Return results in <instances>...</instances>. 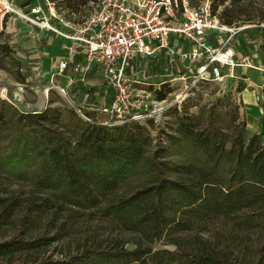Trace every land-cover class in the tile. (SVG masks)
Wrapping results in <instances>:
<instances>
[{
    "label": "trees",
    "instance_id": "16d2710c",
    "mask_svg": "<svg viewBox=\"0 0 264 264\" xmlns=\"http://www.w3.org/2000/svg\"><path fill=\"white\" fill-rule=\"evenodd\" d=\"M49 1L69 21L89 13V0ZM228 1L232 8L212 9L229 26L257 5L261 21L243 20L251 27L241 35L260 41L264 58V0L219 3ZM39 44L46 48L48 41ZM55 68L41 66L37 78L29 71L24 80L49 84L46 74ZM161 68L156 59L152 69L160 74ZM6 89L9 101L0 98V264H264V142L257 133L248 137L237 98L245 87L197 113L190 98L170 108L171 121L159 126H104L85 111L95 121L89 123L74 109L32 107ZM172 92L165 86L156 97ZM67 95L77 107H104L112 93L79 80ZM14 181L31 186L32 195L23 199ZM80 221L75 249L49 255L54 243L77 233ZM8 228L15 230L9 237Z\"/></svg>",
    "mask_w": 264,
    "mask_h": 264
},
{
    "label": "built area",
    "instance_id": "2783aa9c",
    "mask_svg": "<svg viewBox=\"0 0 264 264\" xmlns=\"http://www.w3.org/2000/svg\"><path fill=\"white\" fill-rule=\"evenodd\" d=\"M88 8V15L76 24L49 0L20 7L12 0H0V27L18 21L31 33L39 29L60 39L63 55L53 79L65 78L70 86L80 80L87 86L90 75L102 77L111 101L87 108L96 118L104 117L101 125L148 121L161 125L170 108L184 99L181 95L169 100L171 93L158 100L156 93L165 86L180 85V91L189 92L200 84H229V91L236 92L241 81H253L254 73L264 76L260 41L240 37L251 26L223 23L209 0L197 4L194 0H89ZM156 59L158 63L162 59L164 68L152 76ZM242 72H249L245 79ZM59 90L67 95L68 89ZM1 98L9 101L7 90H2ZM263 99L257 94L258 101ZM75 109L85 121L95 122Z\"/></svg>",
    "mask_w": 264,
    "mask_h": 264
},
{
    "label": "rangeland",
    "instance_id": "374dc122",
    "mask_svg": "<svg viewBox=\"0 0 264 264\" xmlns=\"http://www.w3.org/2000/svg\"><path fill=\"white\" fill-rule=\"evenodd\" d=\"M16 5L23 6L34 0H12ZM199 1L204 0H194V3L197 4ZM212 2V6L218 5V13H222L225 7L232 8L231 1L221 5L219 0H209ZM246 13L248 15L242 17V20H239L235 26H245L248 22H242L247 18H252V23H257L261 21L260 11L257 10V5L254 7L246 8ZM84 18V14H76L72 16V22L78 24ZM48 35V34H47ZM40 36L35 32L31 33L30 28L25 25L23 22H12L9 21L7 24L4 23L3 28L0 27V98L2 90H7L6 88L14 89V96L18 101H25L29 106L32 107H46L52 105L53 107H59L61 109H74L77 110L74 103L69 99L68 95H64L59 88L68 89L70 86L65 78L56 77L53 79L51 73H45L49 77V84L40 85L39 83L32 84L29 80L25 82V77L29 71L33 72V75L37 78V73L39 67L43 66L46 71L48 69H54L58 64L59 59L62 57L63 52L61 51V45H59L60 39L54 35H48L49 45L46 48H42L40 43ZM241 38L244 37L241 35ZM240 48V47H239ZM54 66V67H53ZM152 76L159 75L154 70H150ZM51 75V76H50ZM89 82L91 84L85 86L90 90L99 89L105 86L102 77L97 75L93 77L90 75ZM27 79V78H26ZM154 82H159V80L154 79ZM178 87L180 85H177ZM189 86V85H188ZM178 87H170L173 89L172 95L169 97V100H174L178 96H183V102L179 103L177 107H181L185 101L192 98L195 104H199L197 107H193L191 112L197 113L199 108L205 105H211L216 102L218 98H221L224 94L229 92L230 85H217V84H200L197 88L191 89L189 92L185 89L180 91ZM237 98L240 99L239 95ZM2 99V98H1ZM83 107H77L82 109L84 113L90 112L87 108L88 105L84 102ZM93 106V105H92ZM86 111V112H85ZM241 111L244 112V107ZM78 113V112H77ZM103 118V116H99ZM165 123L171 121L170 117H166L164 120ZM252 130V128H250ZM248 132V137H250ZM11 183V181H9ZM13 189L20 195L23 199H26L29 195H32L33 188L25 183H16L13 182ZM83 224L82 221L79 223V227L76 230V234L64 240L61 243H54L48 250L49 255L55 254L56 249L63 250L64 253H67L69 249H75L77 241L82 238ZM7 237L12 236L15 233L13 229H6ZM40 235V233L34 234V237ZM53 235V234H51ZM159 248L164 247L162 244L158 245ZM57 257L60 254H56Z\"/></svg>",
    "mask_w": 264,
    "mask_h": 264
},
{
    "label": "crops",
    "instance_id": "0c3cea01",
    "mask_svg": "<svg viewBox=\"0 0 264 264\" xmlns=\"http://www.w3.org/2000/svg\"><path fill=\"white\" fill-rule=\"evenodd\" d=\"M38 35L40 36V40L46 39L48 41L49 34L45 36L44 33L40 32ZM260 59L261 63L264 65V58L261 53ZM239 74L243 75L245 79L249 72H242ZM241 86L245 87V90L238 95L243 103L244 114L248 123V132L250 135L255 133L259 134L262 142H264V99L262 101L257 100V94L263 95L264 76L254 73L253 81L250 84L241 81ZM250 128H252V130Z\"/></svg>",
    "mask_w": 264,
    "mask_h": 264
}]
</instances>
